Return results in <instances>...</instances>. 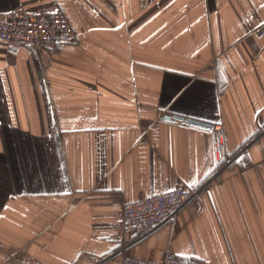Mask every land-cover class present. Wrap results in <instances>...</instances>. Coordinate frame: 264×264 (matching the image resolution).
Wrapping results in <instances>:
<instances>
[{
    "label": "crops",
    "instance_id": "1",
    "mask_svg": "<svg viewBox=\"0 0 264 264\" xmlns=\"http://www.w3.org/2000/svg\"><path fill=\"white\" fill-rule=\"evenodd\" d=\"M16 11L74 40L0 42V264H264V0H0ZM197 188L174 224L122 233L125 204Z\"/></svg>",
    "mask_w": 264,
    "mask_h": 264
},
{
    "label": "built area",
    "instance_id": "2",
    "mask_svg": "<svg viewBox=\"0 0 264 264\" xmlns=\"http://www.w3.org/2000/svg\"><path fill=\"white\" fill-rule=\"evenodd\" d=\"M258 36H264V25L255 30ZM74 40V31L67 17L60 12L44 15H32L16 11L0 15V42L7 45L13 54L20 49L53 50ZM214 151L218 163L223 168L234 162L239 154L229 157L224 145V136L218 126L213 128ZM264 135V130L262 131ZM241 154V153H240ZM197 189H177L127 203L121 210V230L126 236H148L168 223H175L178 212L200 194ZM93 264H102V260L90 258ZM120 264H180L176 256L168 253L161 262L123 256ZM188 264H202L191 259Z\"/></svg>",
    "mask_w": 264,
    "mask_h": 264
},
{
    "label": "water",
    "instance_id": "3",
    "mask_svg": "<svg viewBox=\"0 0 264 264\" xmlns=\"http://www.w3.org/2000/svg\"><path fill=\"white\" fill-rule=\"evenodd\" d=\"M164 121H166V122H171V121L182 122L185 126H187L189 128L201 130L204 132H212L213 128H214V126L212 124H209V123L199 122V121H195V120H188V119H183V118H179V117H174L173 119L166 118V119H164Z\"/></svg>",
    "mask_w": 264,
    "mask_h": 264
},
{
    "label": "trees",
    "instance_id": "4",
    "mask_svg": "<svg viewBox=\"0 0 264 264\" xmlns=\"http://www.w3.org/2000/svg\"><path fill=\"white\" fill-rule=\"evenodd\" d=\"M230 158L232 157V156H229Z\"/></svg>",
    "mask_w": 264,
    "mask_h": 264
}]
</instances>
